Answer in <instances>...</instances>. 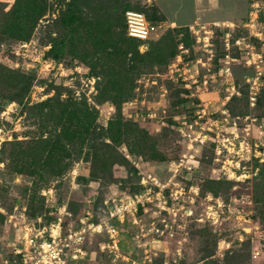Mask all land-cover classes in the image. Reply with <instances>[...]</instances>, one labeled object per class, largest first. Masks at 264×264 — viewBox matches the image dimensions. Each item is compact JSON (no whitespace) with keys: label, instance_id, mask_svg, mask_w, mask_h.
Listing matches in <instances>:
<instances>
[{"label":"rangeland","instance_id":"374dc122","mask_svg":"<svg viewBox=\"0 0 264 264\" xmlns=\"http://www.w3.org/2000/svg\"><path fill=\"white\" fill-rule=\"evenodd\" d=\"M13 1L0 0V19ZM66 1L46 0L47 10L28 40L0 39V65L31 75L29 89L22 97L23 108L15 100H5L2 94L16 87L0 90V147L6 140L44 137L58 130V116L39 115L36 106L55 95L57 89L61 91L60 98L69 95L76 106L85 100L89 109L96 111L94 129L101 134L97 141L111 142L106 128L116 108L111 100L100 97L101 81L90 75L88 65L72 58L66 48L60 58L46 55L53 31L61 29L62 22L55 18L66 10ZM127 1L137 7L156 5L165 20L176 18L172 28H187V10L195 5L202 8V17L189 21L198 23L191 26L193 32L188 30L193 37L189 34L188 44L183 45L188 49L183 53V62H176L175 57L166 65L156 64L145 70L119 106L122 120H133L138 129L145 130L153 138V148L165 159L150 160V152L132 156L124 144H113L128 155L130 163L139 164V178L128 175L123 166L114 163L111 172L124 181H89L91 165L83 146L79 154L76 149L72 156L64 153L63 162L70 160V164L60 175L37 182V175L32 178L19 174L6 165L11 149L6 144L0 151V264L11 258L16 240L23 242L24 234L30 233L32 225L23 222L21 215L25 207L24 217L28 216L27 204L32 195L36 200L32 207L41 203L38 197H43L45 208L51 202L59 205L56 215L62 219V229L86 230L87 222L96 223L105 217L106 200L117 198L120 191L133 194L143 186L151 190L150 202L140 207L133 218L118 225L116 252L102 248L103 244L107 246L103 232L98 234L90 229L83 235L84 245L78 258L70 264H264V217H255L252 197L253 179L259 167L255 166V159L259 164L264 161V90L260 92L264 85V45L257 36L250 38L253 48L244 45L249 32L256 34L259 30L264 36V0ZM255 2L257 21L251 30L244 24L252 10L251 3ZM183 36L185 33L176 38ZM225 38L229 40L228 47ZM236 39L238 44L234 43ZM145 47L139 46L140 50ZM171 63H179L177 71ZM194 70H198L197 76ZM190 74L193 77L181 79ZM259 92L263 102L257 106L255 98ZM232 96L235 98L229 101ZM181 97L187 100L179 102ZM228 102L229 108L244 110L246 115H230ZM182 116L192 122L190 130L206 133L204 140L200 136L202 142L200 137L198 141L181 137L176 128ZM182 131L189 133L187 127ZM121 134L124 138L122 129ZM125 134L130 139L131 134ZM103 153L100 152L99 159H103ZM183 154L191 155L185 163L191 168L183 167L172 177L171 170ZM76 214L80 215L77 226L63 222L75 221ZM54 215L47 214L45 220ZM38 219L36 222L43 221ZM81 219L85 221L82 225ZM42 223L48 227L50 222Z\"/></svg>","mask_w":264,"mask_h":264},{"label":"trees","instance_id":"16d2710c","mask_svg":"<svg viewBox=\"0 0 264 264\" xmlns=\"http://www.w3.org/2000/svg\"><path fill=\"white\" fill-rule=\"evenodd\" d=\"M65 9L60 16L55 18L59 19L60 23L62 22V26H60L59 32L53 31L55 33L49 40L50 44L46 55L53 59L60 58L67 50L72 58L77 57L87 64L90 75L101 81L103 85H101L100 97L103 100H111L116 108V112L109 119L106 128V134L111 142L97 141L101 134L94 129L96 111L92 108L89 109L85 100L76 106V101L71 96L68 95L65 99L60 98L61 91L57 89L55 95L37 102L36 106H39V111H37L39 115L45 114L46 118H49L53 117L55 113V116H58L56 120V126L59 125L58 130L54 131L53 135L49 134L44 137L39 135L24 140L4 141L0 151H3L6 144L11 145L6 157V165L11 166L19 174L29 175L32 178L37 175V182H46L56 178L57 174L60 175L63 172L64 167L69 166L70 160L66 163L63 162L64 153L72 156V151L76 149L79 154L84 146L87 148L86 159L89 158L91 165L89 181L112 182L114 179L124 181V178L117 177L111 172L114 163L123 166L128 175L139 178L138 168L132 162L131 164L130 160L113 144H124L127 153L132 156L150 152L148 154L151 157L150 160L158 161L165 157L153 148L151 145L153 138L145 130L138 129L137 125L132 123L133 120H122L119 110L120 102L129 96L128 93L134 87V83L141 73L152 68L153 65H166L171 60L173 61L177 55V44L182 42L184 46L187 45V39L191 33L187 28H172L173 26L164 24L155 35L152 34L145 40L128 36L125 32V12L128 10L140 11L151 23L165 22L164 15L159 13L156 5L137 7L127 0H68ZM46 10V0H14L0 19V39L13 37L28 40ZM181 33H185V37L176 38ZM191 36L193 37L192 34ZM192 41L194 38L191 39ZM141 44L146 46L144 50H140ZM65 48L66 50H64ZM190 59L188 58L189 61H191ZM5 73H7L6 77H4ZM30 77V74L16 73L8 67L0 65V90L5 86L16 87L15 90L8 89V91L2 92L5 95L4 99L15 100L22 104V97L29 89ZM1 82H5L4 85ZM180 89L187 93L184 88ZM263 90L264 85L260 92ZM260 92L255 98L257 106L263 102ZM234 98L235 96H232L229 101ZM186 100L185 97H181L178 101L185 102ZM227 105L230 115L233 117L246 115L244 110L235 111L229 108V102ZM23 107L25 104H22ZM44 108L48 109L45 111ZM134 123L136 122L134 121ZM127 128H130L131 131ZM121 129L124 138H122ZM125 133L131 134H129L130 139ZM102 151H104L103 159H99L98 155ZM89 152L93 154L90 155ZM257 165L259 167L253 179L252 197L256 207L255 217L261 219L264 217V161L259 164L255 159V166ZM143 188L145 187L143 186L141 190ZM118 193L121 195L131 194L122 191ZM38 198L41 203L32 207L36 200H34L35 195L31 196L30 202L27 204V218L40 227L43 225L42 222L48 224L58 218L59 215H56V211L59 205L56 202H51L45 208L43 197ZM89 201L92 200L89 199ZM111 204L110 199L106 204L104 203V214H107ZM32 208L34 210H31ZM52 213H55L52 219L45 220L46 215ZM37 218H41L43 221L36 222ZM79 218L80 215L76 217L75 221L65 219L63 222L77 226ZM109 221L118 226L124 224L126 219L120 222L118 218L112 217ZM105 240H107L106 237ZM83 242L80 246L84 245ZM10 257L8 258L10 264H21L19 256L11 254ZM75 260L68 256L64 264H70Z\"/></svg>","mask_w":264,"mask_h":264},{"label":"built area","instance_id":"2783aa9c","mask_svg":"<svg viewBox=\"0 0 264 264\" xmlns=\"http://www.w3.org/2000/svg\"><path fill=\"white\" fill-rule=\"evenodd\" d=\"M258 4L251 3L252 10L249 12L247 21L245 22L246 28L253 30L252 28L255 27L256 21H257V10H258ZM124 20H125V32L130 37H135L141 40L147 39L150 35L156 34L157 30L161 29L162 26H164V22H155L151 23L147 20L144 13L140 11H134V10H128L124 14ZM190 31H192L191 27L189 28ZM193 32V31H192ZM228 37V33L226 34ZM258 37L261 44L264 45V36L263 34L258 30L256 34L250 33L248 34V41L245 43V47L253 48V46L250 45V38L251 37ZM240 41L235 40V44H238ZM225 46H229V40L228 38H225ZM179 53L176 55V62L182 63L183 62V53H187L188 49L183 46L182 43L178 44ZM198 61V59H197ZM196 61V62H197ZM178 64L171 63L170 65L174 67V69L177 71L176 68ZM188 61H186L185 65H187ZM172 70V68L170 69ZM188 71V69L184 70L183 73ZM180 75V74H178ZM194 75H198V70H194ZM186 77H193V74H190L189 76H184L181 79H186ZM185 86H187L185 84ZM253 86H251L252 88ZM252 92V91H251ZM251 104L253 105L254 97H251ZM200 117L199 115L197 116ZM190 120H187L185 116H182L178 120V124L176 130L182 135L183 139H188L190 141H198V138L200 136H203V140L206 138V133L201 132V130L198 132H194V130H190L192 128V122H189ZM196 123V119L193 121ZM187 127L189 129V133H185L182 131V128ZM195 134V136H193ZM204 134V135H203ZM191 137H193L191 139ZM199 142H202V138H199ZM126 157L128 155L125 154ZM191 158V155H184L177 160L175 163V167L172 168V177H175L176 174L183 169V167H186L187 169H190V166H186L185 163L188 161L187 159ZM133 165L136 168H139V164L131 161ZM146 180H148V184L152 185L151 181L148 177H146ZM142 180H140L141 182ZM174 184V183H173ZM158 188V186H155ZM161 186L160 188H162ZM163 188L161 189V191ZM151 190L149 188H145L140 192L129 194V195H116L117 198H112L110 201L112 202L111 206L109 207L107 214L104 218H101L98 222L89 221L87 222V229L81 228L79 229H72V228H65L62 229V219L60 216L55 221H52L49 223L48 227L45 225L37 226L36 223L27 217H24V210L25 207H23V215L22 221L26 224H31L32 228H29L30 233L24 234L21 236L24 241L16 240L17 243H15L12 247V254L14 256H19L21 260V264H64L66 261V258L69 256L71 259H77L78 258V252L81 250V243L83 242L84 234L87 233V231L94 230L95 232H103L107 236V240L105 242L107 243V246L102 245V248L107 247L109 250H112L116 252L114 249V246H117V242H119V239L117 240V235L119 231V227L116 225H113L109 219L112 217H116L119 219L120 222H123L125 219L127 220L128 217L135 216V214L138 212V209L141 207L144 208V206L147 204L146 202H150L149 200V192ZM152 201V200H151ZM108 201L106 200L104 203L106 204ZM40 219V218H39ZM38 219V220H39ZM81 225L85 223L81 219ZM54 227V228H51ZM86 227V226H85ZM38 228V229H37ZM35 232V234H34ZM10 264L9 260H4L3 264Z\"/></svg>","mask_w":264,"mask_h":264},{"label":"crops","instance_id":"0c3cea01","mask_svg":"<svg viewBox=\"0 0 264 264\" xmlns=\"http://www.w3.org/2000/svg\"><path fill=\"white\" fill-rule=\"evenodd\" d=\"M191 1H192V0H191ZM197 1H201V0H194V2H197ZM200 10H201V11H200ZM187 13H189V14H188V16L186 17V20H185V21H187V23H188L187 29L189 30V28H190L193 24L198 23V22L194 21L193 23L189 24V21L193 20V19L196 18V17H202V8H201V6L199 7L198 5H195L194 7H190V8H189V11L187 10ZM173 16H175V15H173ZM169 20H170V21H169ZM164 21H165V22H168L167 24H169L170 26H174L175 23L177 22V20H176L175 17H170V19H168V21H167V19L164 20ZM165 22H164V23H165ZM189 31H190V30H189ZM191 32H192V31H191ZM183 59H184V57H183Z\"/></svg>","mask_w":264,"mask_h":264}]
</instances>
